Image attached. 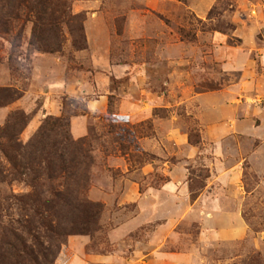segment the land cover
<instances>
[{
	"label": "rangeland",
	"instance_id": "1",
	"mask_svg": "<svg viewBox=\"0 0 264 264\" xmlns=\"http://www.w3.org/2000/svg\"><path fill=\"white\" fill-rule=\"evenodd\" d=\"M66 1L85 49L65 35L34 51L29 22L0 36V126L23 112L26 143L67 116L91 156L98 230L69 234L55 263L264 264V0ZM5 171L0 150L1 199L29 191Z\"/></svg>",
	"mask_w": 264,
	"mask_h": 264
},
{
	"label": "trees",
	"instance_id": "2",
	"mask_svg": "<svg viewBox=\"0 0 264 264\" xmlns=\"http://www.w3.org/2000/svg\"><path fill=\"white\" fill-rule=\"evenodd\" d=\"M19 21L22 28L31 24L28 45L34 51L59 52L65 35L76 50L86 47L83 18L71 13L66 0H0V36L11 34ZM20 40V32L12 36L13 49ZM28 122L27 115L15 111L0 126L5 179L29 188L27 193L0 198V264H56L69 234L98 230L102 210L86 197L91 156L82 140L71 137L68 117H45L22 143L18 136ZM209 176L205 168L189 170L192 201ZM3 200L8 203L6 209Z\"/></svg>",
	"mask_w": 264,
	"mask_h": 264
}]
</instances>
